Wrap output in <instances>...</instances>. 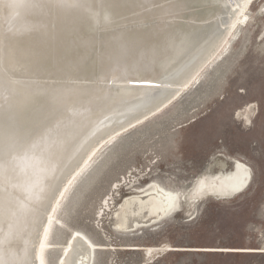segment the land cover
<instances>
[{"label":"bare ground","instance_id":"6f19581e","mask_svg":"<svg viewBox=\"0 0 264 264\" xmlns=\"http://www.w3.org/2000/svg\"><path fill=\"white\" fill-rule=\"evenodd\" d=\"M256 1L0 0V264H48V253L58 248L56 264H97L99 250L115 249L143 251L142 264L170 251L264 253L170 243L116 246L97 243L80 228H71L66 241L56 238L66 226L58 211L73 187L92 178L95 164V171L104 169L105 155L123 136L228 57ZM254 109L247 104L239 115L251 120ZM227 158L213 157L179 186L162 182L151 158L149 169H130L113 183L97 219L111 213L115 229L132 235L157 230L205 200L234 201L251 188L249 181L234 191L253 170L242 158L232 165ZM147 170L152 180L143 184ZM121 190L129 193L115 205Z\"/></svg>","mask_w":264,"mask_h":264},{"label":"rangeland","instance_id":"374dc122","mask_svg":"<svg viewBox=\"0 0 264 264\" xmlns=\"http://www.w3.org/2000/svg\"><path fill=\"white\" fill-rule=\"evenodd\" d=\"M263 9L264 0H257L248 10L250 23L242 26L241 35L231 41L230 51L224 55L229 53L226 59L221 57L220 63L217 60L215 65L207 67L195 87L141 128L123 136L121 144L115 147L118 149H111L113 151L105 155L108 159L104 169L100 168L102 171H95L99 165L95 164L92 178L87 179L88 182L86 177L79 180L63 209L58 211L66 226L60 233L58 231L56 238L60 236L66 241L71 228H80L95 242L116 246L120 243H170L178 247L264 250ZM247 104L255 108L251 120L239 115V110ZM218 155L224 159L227 156L229 165L234 157L242 158L253 170L251 188L236 200L223 201L215 197L205 200L191 213L178 210L181 211L179 215L157 230L132 235L115 229L111 213L103 221L97 219L102 199L113 183L130 169L139 168L143 172L150 168L149 159L155 157L160 173L157 177L162 182L179 186L204 171ZM144 173L148 179L142 181L143 184L152 180L149 170ZM128 193L127 190L117 192L115 205ZM56 250L48 253V260H51L48 264H56L59 248ZM109 259L113 264H142L144 252L116 249L97 252V264H107ZM152 264H264V253L170 251Z\"/></svg>","mask_w":264,"mask_h":264},{"label":"snow or ice","instance_id":"6c2138e0","mask_svg":"<svg viewBox=\"0 0 264 264\" xmlns=\"http://www.w3.org/2000/svg\"><path fill=\"white\" fill-rule=\"evenodd\" d=\"M140 83L142 85H145V86H152V82L149 81V80H144V81H141ZM249 181H251L252 183L254 182L253 174H252L251 171H246V178H245V180L243 181V183L240 186L236 187L234 189V191H236V192L243 191L244 188L248 187V182Z\"/></svg>","mask_w":264,"mask_h":264}]
</instances>
